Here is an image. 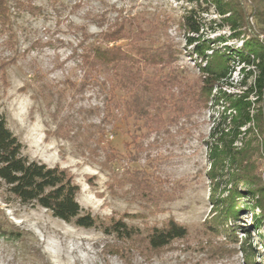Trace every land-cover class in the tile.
Masks as SVG:
<instances>
[{
  "label": "rangeland",
  "instance_id": "rangeland-1",
  "mask_svg": "<svg viewBox=\"0 0 264 264\" xmlns=\"http://www.w3.org/2000/svg\"><path fill=\"white\" fill-rule=\"evenodd\" d=\"M15 2H8L11 26L0 33V112L23 145L22 154L68 171L79 187V206L103 224L127 215L132 218L126 224L144 233L173 220L187 234L159 250L142 238L116 241L97 228H78L39 207L21 205L0 182V264H264V197L253 212L258 226L249 221L250 207L242 210L247 198L235 196L223 205L234 188L240 193L254 184L264 188V135L254 131L256 139H245L253 141L250 187L232 183L224 172L210 174L209 134L227 105L212 96L205 105L192 101L199 96L204 75L198 67L205 62L196 58L179 24L194 5L188 0H32L37 11L31 14L18 11ZM223 2L234 18L241 7L247 17L234 40L228 27H218L212 6L198 12L199 42L211 49L208 61L212 51L231 54L250 40L264 45V27L255 24L251 0ZM119 25L124 32L106 41V33ZM130 29L139 33L138 46L169 47L175 53L167 66L140 68L142 78L175 77L162 90L164 103L153 122L126 115L128 91L116 85L111 67L90 69L76 56L80 44L124 47ZM230 65V80L215 87V96L242 93L243 72Z\"/></svg>",
  "mask_w": 264,
  "mask_h": 264
},
{
  "label": "trees",
  "instance_id": "trees-1",
  "mask_svg": "<svg viewBox=\"0 0 264 264\" xmlns=\"http://www.w3.org/2000/svg\"><path fill=\"white\" fill-rule=\"evenodd\" d=\"M194 5L193 9L187 11L180 18V28L187 35L188 45H194L193 53L204 66H199L201 74L204 75L199 96L195 95L192 100L197 104H206L207 98L211 97L215 103L224 102L226 108L218 115L216 124L212 127L209 137L212 143L208 146L210 174L224 172L226 177L231 176V182L250 187L253 181V167L250 159L253 156L249 148L255 138L254 131L261 136L264 135V45L256 40L244 43L238 50H231V54H222L212 51L213 57L207 60L206 52L211 51L208 42H199V34L202 29V19L198 12L207 13L209 7H213L215 13L220 17L218 27H228L230 39L237 40L241 37L240 28L243 26L247 13L240 8L239 18H234L229 13V4L223 0H188ZM9 0H0V33L11 26V7ZM15 7L18 11L35 14L37 9L32 6V0L21 2L16 0ZM253 8L252 17L257 27H264V0H251ZM231 9V8H230ZM233 10V9H232ZM231 11V10H230ZM228 15V16H227ZM215 24V21H210ZM124 32L123 25H119L113 32L104 36L107 41H114ZM127 32V31H126ZM139 33L132 29L125 33L129 43L124 47L101 48L91 46L83 48L79 45L81 53L76 55L81 62L91 68L100 66L111 67L114 71L116 85L128 91L124 100V111L128 117L137 120L153 122L159 115L163 106L164 98L162 90L175 77H164L155 79L142 78L140 68L153 67L157 65L167 66L174 58V51L169 47L164 49H153L140 47L136 44ZM141 35V34H140ZM220 41L225 42L224 39ZM231 63L239 66L242 71L239 88L242 93L233 95L221 93L214 95L213 92L220 83L228 84L232 69ZM245 68L247 69L245 71ZM240 74V73H239ZM90 77L85 76V79ZM255 96L254 101L249 97ZM151 112L154 115H151ZM242 136V138H240ZM256 139V138H255ZM254 139V140H255ZM241 148L235 146L236 143ZM264 149V137L261 139ZM23 145L18 138L7 127L6 119L0 112V182L6 187L7 193L14 197L21 205L39 207L51 214V216L66 224H72L78 228H97L105 236H111L116 241H131L142 238L151 250H159L172 244L174 241L185 238L186 229L173 220H169L161 227H149L143 233L140 229L126 224L127 215L115 219L111 217L107 223L100 222L99 218L92 216L82 209L78 202L79 187L75 184L72 175L58 166L49 167L44 163L29 160L22 154ZM233 172L230 174V172ZM210 179H214L213 176ZM250 191L240 193L236 188L229 192L224 200L230 202L233 198H247L243 209L250 207V222L257 225L255 207H260L259 197H264V188L252 185ZM253 201L252 204L249 202ZM230 202V203H231ZM239 203L235 204L237 207ZM248 247V245H243Z\"/></svg>",
  "mask_w": 264,
  "mask_h": 264
}]
</instances>
